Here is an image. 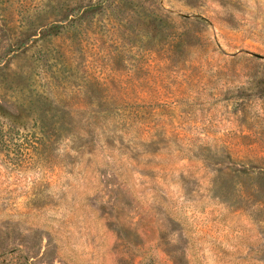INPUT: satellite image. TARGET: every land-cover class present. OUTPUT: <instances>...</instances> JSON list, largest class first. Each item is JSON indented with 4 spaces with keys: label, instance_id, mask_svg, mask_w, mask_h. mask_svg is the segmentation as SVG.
I'll return each mask as SVG.
<instances>
[{
    "label": "rangeland",
    "instance_id": "rangeland-1",
    "mask_svg": "<svg viewBox=\"0 0 264 264\" xmlns=\"http://www.w3.org/2000/svg\"><path fill=\"white\" fill-rule=\"evenodd\" d=\"M0 264H264V0H0Z\"/></svg>",
    "mask_w": 264,
    "mask_h": 264
}]
</instances>
